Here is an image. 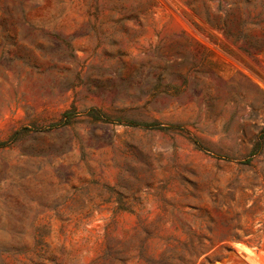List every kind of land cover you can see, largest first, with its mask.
Wrapping results in <instances>:
<instances>
[{
    "label": "rangeland",
    "instance_id": "rangeland-1",
    "mask_svg": "<svg viewBox=\"0 0 264 264\" xmlns=\"http://www.w3.org/2000/svg\"><path fill=\"white\" fill-rule=\"evenodd\" d=\"M0 264H264V0H0Z\"/></svg>",
    "mask_w": 264,
    "mask_h": 264
},
{
    "label": "trees",
    "instance_id": "trees-1",
    "mask_svg": "<svg viewBox=\"0 0 264 264\" xmlns=\"http://www.w3.org/2000/svg\"><path fill=\"white\" fill-rule=\"evenodd\" d=\"M224 30H225V32H226L227 34L232 35V33L230 32L229 29L225 28ZM90 111H91V113H92V110H90ZM67 113H68V112H65L63 115L66 116ZM128 123H130V124H132V125L143 126L142 123L135 122V121H129Z\"/></svg>",
    "mask_w": 264,
    "mask_h": 264
}]
</instances>
